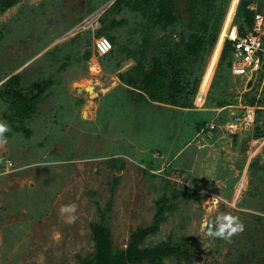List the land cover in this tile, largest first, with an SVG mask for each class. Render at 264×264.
<instances>
[{
    "label": "rangeland",
    "instance_id": "374dc122",
    "mask_svg": "<svg viewBox=\"0 0 264 264\" xmlns=\"http://www.w3.org/2000/svg\"><path fill=\"white\" fill-rule=\"evenodd\" d=\"M116 1L20 0L0 13V89L17 74L26 88L51 83L27 121L29 138L14 129L0 99L7 128L0 144V264H80L79 256L94 252L93 223L108 227L123 249L133 231L153 224L160 203L164 220L145 245L185 243L190 252L164 264H260L264 69L251 80L238 77L228 66L232 57L218 69L220 55L198 105L215 43L195 68L200 79L191 107L141 105L119 73L135 65L131 54L140 50L144 20ZM177 1L180 21L157 29L156 38L178 41L194 32L193 2ZM252 4L264 14V0ZM105 27L116 43L95 57V40L109 39L98 35ZM96 62L101 72L92 71ZM223 100L227 105L218 106ZM246 105L256 108L254 126L231 127ZM218 212L238 217L243 230L230 240L206 235Z\"/></svg>",
    "mask_w": 264,
    "mask_h": 264
},
{
    "label": "trees",
    "instance_id": "16d2710c",
    "mask_svg": "<svg viewBox=\"0 0 264 264\" xmlns=\"http://www.w3.org/2000/svg\"><path fill=\"white\" fill-rule=\"evenodd\" d=\"M19 1L0 0V13ZM191 1L193 9L189 23L194 32L189 36L181 34L178 41H172L168 35L156 38L154 34L157 29L168 31L178 24L180 13L177 0H117L114 4L117 7L125 5L130 11L140 14L144 20L140 50L131 54L135 65L119 73V79L128 87L137 103L144 106L161 104L180 108L191 107L200 79L195 68L213 45H217L222 19L231 0H221L220 5L211 0ZM252 3L253 0H241L237 7L234 22L241 21L240 25H237L240 35L254 24V11L249 8ZM115 24L120 23H111L112 26ZM98 35H106L111 42L116 43V38L107 33L106 27ZM232 53L233 42L226 40L219 70L222 64L232 57ZM147 59H150L148 65ZM228 66L232 67V60ZM50 84H45L40 91L36 88H26L22 76L17 74L9 78L0 89V99L4 100L8 107L9 121L16 131L27 138L33 133L27 121L37 113L39 99ZM256 103L254 99L250 104ZM225 105V100L218 102L220 107ZM164 212V204L160 203L153 224L133 231L123 249L115 248L108 227L102 223L91 224L94 252L87 257L79 256L80 264H164L168 258H188L190 252L184 248L185 243L175 244L167 241L154 246L145 245L147 237L159 230L164 220ZM260 264H264V259Z\"/></svg>",
    "mask_w": 264,
    "mask_h": 264
},
{
    "label": "built area",
    "instance_id": "2783aa9c",
    "mask_svg": "<svg viewBox=\"0 0 264 264\" xmlns=\"http://www.w3.org/2000/svg\"><path fill=\"white\" fill-rule=\"evenodd\" d=\"M240 1L241 0H237V6ZM249 8L254 11V24L252 28H247L244 33L240 35L238 26L233 24L232 17L228 35L225 40L233 42L231 68L233 74L251 80L262 70L264 65V14L257 10L255 4H251ZM88 24L87 22L86 25ZM90 24L91 27H93L92 22ZM234 30L235 35L232 38L231 34ZM94 49L95 57H103L113 50V44L110 39L99 37L95 40ZM92 71L94 73L101 72L102 68L100 64L97 62L93 64ZM205 99L206 92L200 91L197 97V104L204 105ZM255 120L256 108L246 105L244 106L242 117H236L231 127L237 128L239 125H242L245 129H250L254 126Z\"/></svg>",
    "mask_w": 264,
    "mask_h": 264
},
{
    "label": "clouds",
    "instance_id": "9594fccd",
    "mask_svg": "<svg viewBox=\"0 0 264 264\" xmlns=\"http://www.w3.org/2000/svg\"><path fill=\"white\" fill-rule=\"evenodd\" d=\"M7 128L4 124L0 123V144L7 142V136L4 133ZM216 197L212 198L214 200ZM244 225L238 217L230 216L226 213H217L215 217L209 222L205 230L206 235L219 238L223 240H230L233 235L242 231Z\"/></svg>",
    "mask_w": 264,
    "mask_h": 264
},
{
    "label": "bare ground",
    "instance_id": "6f19581e",
    "mask_svg": "<svg viewBox=\"0 0 264 264\" xmlns=\"http://www.w3.org/2000/svg\"><path fill=\"white\" fill-rule=\"evenodd\" d=\"M236 7H237V0H233L232 3H231V6H230V9H229V13H228V16L226 18V22H225V25H224V28L220 34V37H219V40H218V43L216 45V48H215V52L212 56V59L210 60V63H209V66L205 72V75H204V78H203V81H202V89H201V92H206L207 89L209 88L210 84H211V81H212V77L214 75V71H215V67L217 65V62L219 60V57L221 55V52L223 50V46H224V41L228 35V30H229V27H230V24H231V20H232V17H233V14L236 10ZM232 38L234 37L235 35V30L233 31V33L231 34ZM241 186V185H240Z\"/></svg>",
    "mask_w": 264,
    "mask_h": 264
}]
</instances>
